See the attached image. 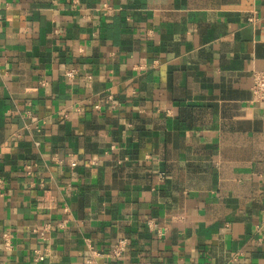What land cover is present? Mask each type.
Here are the masks:
<instances>
[{"label":"crops","instance_id":"1","mask_svg":"<svg viewBox=\"0 0 264 264\" xmlns=\"http://www.w3.org/2000/svg\"><path fill=\"white\" fill-rule=\"evenodd\" d=\"M2 1L0 264H264V0Z\"/></svg>","mask_w":264,"mask_h":264},{"label":"built area","instance_id":"2","mask_svg":"<svg viewBox=\"0 0 264 264\" xmlns=\"http://www.w3.org/2000/svg\"><path fill=\"white\" fill-rule=\"evenodd\" d=\"M3 8V1L0 0V10ZM256 18L252 17L249 18V21H255ZM66 76L69 79H74L77 76V70L75 69H70L66 73ZM252 95H253V100L257 102L264 103V71H255L253 74V85H252ZM96 109H100V105H96ZM71 166H76L77 163L74 161H71ZM27 169L29 170L28 172L31 173L33 170V167L31 165L27 166ZM148 226L150 229L157 230L158 235L161 237L164 234V231L159 228V224L154 221V220H149L148 221ZM48 229V227H46ZM6 247L7 249H11V243L6 236ZM128 250V240L123 238L120 239L115 246L113 247L111 253L112 257L116 259L122 258L125 253ZM95 252V251H94ZM34 259L36 262L43 261L45 259V254L41 253L40 251H36V254L34 256Z\"/></svg>","mask_w":264,"mask_h":264}]
</instances>
